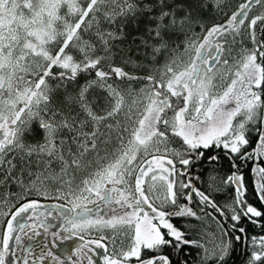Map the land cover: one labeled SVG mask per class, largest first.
I'll list each match as a JSON object with an SVG mask.
<instances>
[{"label":"snow or ice","instance_id":"obj_1","mask_svg":"<svg viewBox=\"0 0 264 264\" xmlns=\"http://www.w3.org/2000/svg\"><path fill=\"white\" fill-rule=\"evenodd\" d=\"M0 264H264V0H0Z\"/></svg>","mask_w":264,"mask_h":264},{"label":"flooded vegetation","instance_id":"obj_2","mask_svg":"<svg viewBox=\"0 0 264 264\" xmlns=\"http://www.w3.org/2000/svg\"><path fill=\"white\" fill-rule=\"evenodd\" d=\"M243 2H244V0H234V3H237V4L243 3Z\"/></svg>","mask_w":264,"mask_h":264}]
</instances>
